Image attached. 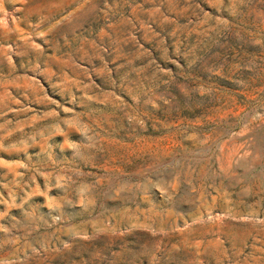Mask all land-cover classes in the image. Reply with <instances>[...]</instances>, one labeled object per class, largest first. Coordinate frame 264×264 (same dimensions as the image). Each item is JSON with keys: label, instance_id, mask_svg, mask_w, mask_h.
<instances>
[{"label": "rangeland", "instance_id": "374dc122", "mask_svg": "<svg viewBox=\"0 0 264 264\" xmlns=\"http://www.w3.org/2000/svg\"><path fill=\"white\" fill-rule=\"evenodd\" d=\"M0 264H264V0H0Z\"/></svg>", "mask_w": 264, "mask_h": 264}]
</instances>
